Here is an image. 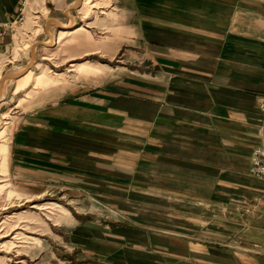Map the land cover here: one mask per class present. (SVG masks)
<instances>
[{"label":"crops","instance_id":"1","mask_svg":"<svg viewBox=\"0 0 264 264\" xmlns=\"http://www.w3.org/2000/svg\"><path fill=\"white\" fill-rule=\"evenodd\" d=\"M20 1L0 0V24L12 22ZM57 1L48 11L54 22H75V0ZM111 7L117 64L101 65L100 76L88 63L71 64L76 77L23 99L3 127L11 133L0 175L103 194L118 185L127 191L118 192L121 200L148 190L174 209L166 216L182 218L162 230L74 224L67 242L97 257L93 264H264V182L250 174L264 97V0H112ZM26 71L0 82V110Z\"/></svg>","mask_w":264,"mask_h":264},{"label":"rangeland","instance_id":"2","mask_svg":"<svg viewBox=\"0 0 264 264\" xmlns=\"http://www.w3.org/2000/svg\"><path fill=\"white\" fill-rule=\"evenodd\" d=\"M56 1L21 0L10 26L8 39L11 41L12 35L13 43L8 49L11 53L0 51L2 84L13 79L8 78L9 72L17 70V75H20L27 69L32 71L18 83L16 95L0 110V115L3 114L0 121V160L5 153L1 146L7 144L11 133L3 132V127L17 115L23 99L52 94L54 83H64L69 77H76V70H70L71 64L88 63L100 70L95 76L101 75L104 63L117 64V17L111 7L112 0H75L69 9L77 10L78 19L69 28L57 25L52 19L53 11L48 12L50 2L59 4ZM54 26L59 28L54 30ZM79 27L81 29L77 30ZM88 51L96 53L82 56ZM105 53H115L114 59ZM74 56L79 58L67 62ZM6 61L14 65L4 68ZM104 69L108 70V67ZM2 171L0 168L1 174L4 173ZM118 188V185L109 186L107 190L111 193L103 194L97 191L101 190L97 187L89 192L82 186L53 181L28 187L12 183L8 175H0V264H93L97 257H87L85 251L67 242L74 224H101L106 221L134 225L137 230H162L166 224L182 222L180 216H166L167 210L175 212L174 209L167 206L165 200H150L148 190L140 195L143 199L136 193L133 195L138 198L136 200H121L118 192L127 191ZM108 196L110 199H102Z\"/></svg>","mask_w":264,"mask_h":264},{"label":"built area","instance_id":"3","mask_svg":"<svg viewBox=\"0 0 264 264\" xmlns=\"http://www.w3.org/2000/svg\"><path fill=\"white\" fill-rule=\"evenodd\" d=\"M12 24L13 22L0 24V47L3 46L2 47L3 54H6L8 51H10L8 47L11 45V43H13L12 35H10L11 41H9L8 44L3 43V40L6 37L7 38L9 37L10 26ZM8 64H12V62L6 61L3 67L7 66ZM257 107L260 113V117H259L260 144L257 145L252 151L250 158V163H251L250 174L254 178L264 182V97L259 98Z\"/></svg>","mask_w":264,"mask_h":264},{"label":"bare ground","instance_id":"4","mask_svg":"<svg viewBox=\"0 0 264 264\" xmlns=\"http://www.w3.org/2000/svg\"><path fill=\"white\" fill-rule=\"evenodd\" d=\"M74 23V21L72 20L71 21V25L70 24H68V25H63V27H68L69 28V26H72V24ZM50 37V36H49ZM49 44H51V43H49ZM33 46H34V44L32 45V47H31V49H30V52L32 51V49H33ZM29 65H31V63H29ZM30 72V70H27L26 71V73L24 74V76L27 74V73H29ZM2 79V74H1V77H0V80Z\"/></svg>","mask_w":264,"mask_h":264},{"label":"water","instance_id":"5","mask_svg":"<svg viewBox=\"0 0 264 264\" xmlns=\"http://www.w3.org/2000/svg\"><path fill=\"white\" fill-rule=\"evenodd\" d=\"M7 77V76H6ZM17 76L9 75L8 78H16Z\"/></svg>","mask_w":264,"mask_h":264}]
</instances>
